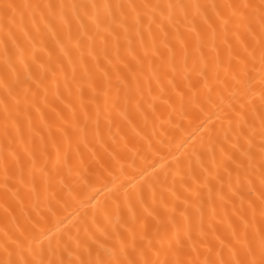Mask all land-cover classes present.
<instances>
[{"label": "snow or ice", "instance_id": "1", "mask_svg": "<svg viewBox=\"0 0 264 264\" xmlns=\"http://www.w3.org/2000/svg\"><path fill=\"white\" fill-rule=\"evenodd\" d=\"M0 89L5 137L22 142L23 120L40 140L23 156L0 150L6 214L59 174L74 134L77 148L90 124L99 135L101 116L110 131L179 105L207 136L159 198L158 179L134 186L115 218L98 208L75 234L29 219L3 232L0 264H264V0H3Z\"/></svg>", "mask_w": 264, "mask_h": 264}, {"label": "bare ground", "instance_id": "2", "mask_svg": "<svg viewBox=\"0 0 264 264\" xmlns=\"http://www.w3.org/2000/svg\"><path fill=\"white\" fill-rule=\"evenodd\" d=\"M9 2L21 4L35 0ZM67 2L79 3L85 0ZM96 2L165 3L167 0H96ZM3 97V89H0V99ZM175 108L173 111L157 102L154 113L146 106L147 110L137 114L131 125L115 118L110 131L104 117L101 116L99 135H96L95 125L90 124L87 141L80 142L78 148L77 141L81 134H74L72 150L68 151V163L65 165L63 161L67 149V146L63 145L59 174L53 172L47 186L44 183H37L36 192L31 195L26 191L21 192L23 207L10 200L12 206L6 214L4 207L7 205L0 190V237L4 231H15L17 227L26 226L27 220L34 221L40 216L46 221L42 227L50 229L52 233L59 230L75 234L77 227L82 228L86 221H91L98 208L109 207L115 218L114 202L117 195L120 196L119 202L123 206V194L126 191L133 193L136 191L134 186L138 185L147 188L154 179L160 181L156 193L159 198L160 189L173 183L172 174L176 171V162L179 160L186 165L193 147L198 148L201 141L207 139L206 130L198 126V120L191 115H183L179 105ZM90 111L94 109L90 108ZM44 115L45 119L53 122L51 113L45 110ZM32 120L35 130L47 138V130L42 128L40 117L33 113ZM21 135L22 142L15 130L9 128V135L5 137L3 109L0 106V150L7 148L11 143L12 148L23 156L26 148L31 149L40 143L39 137L30 134L23 120ZM195 163L193 159L194 166ZM2 182L3 172L0 166V186ZM176 187H179V177L176 180ZM145 196H149L147 191ZM221 234L226 235L223 230ZM224 257H228L226 249Z\"/></svg>", "mask_w": 264, "mask_h": 264}]
</instances>
